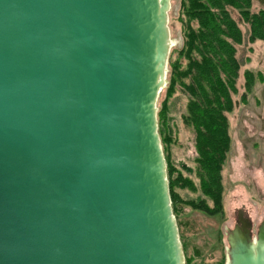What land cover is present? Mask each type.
<instances>
[{"label": "water", "instance_id": "95a60500", "mask_svg": "<svg viewBox=\"0 0 264 264\" xmlns=\"http://www.w3.org/2000/svg\"><path fill=\"white\" fill-rule=\"evenodd\" d=\"M170 0H0V264H183L156 101ZM225 264H264L237 211Z\"/></svg>", "mask_w": 264, "mask_h": 264}, {"label": "rangeland", "instance_id": "374dc122", "mask_svg": "<svg viewBox=\"0 0 264 264\" xmlns=\"http://www.w3.org/2000/svg\"><path fill=\"white\" fill-rule=\"evenodd\" d=\"M260 8H264V0H253V10ZM167 14L171 41L169 54H175L173 51L180 50L183 44L180 0H170ZM237 57L241 73L249 69L260 73V77L256 78L244 98L241 97L244 88L240 85L232 96L234 104L227 113L231 141L221 171L222 200L214 212L205 210L206 203L213 206V202L201 191L194 160L193 131L183 118L186 93L177 85L165 102L162 125L166 142L160 143L166 168V156L174 168L173 190L177 201L173 215L178 227L183 264L185 257L191 258L190 264H225L226 235L233 227L239 209H243L251 220L253 231L260 222H264V42L247 43L238 50ZM180 61L185 63L184 58ZM166 67L169 75L168 60ZM165 90L166 84L159 92L156 114L165 97ZM182 177L187 179L186 182ZM201 199L204 202L193 206Z\"/></svg>", "mask_w": 264, "mask_h": 264}, {"label": "trees", "instance_id": "16d2710c", "mask_svg": "<svg viewBox=\"0 0 264 264\" xmlns=\"http://www.w3.org/2000/svg\"><path fill=\"white\" fill-rule=\"evenodd\" d=\"M180 14L183 44L168 57L169 75L167 72L165 97L157 111V130L161 143H165L164 106L179 85L187 97L183 118L193 131L200 188L204 197L213 202V206L206 203L205 210L214 212L222 200L221 171L231 141L227 113L234 104L232 96L240 85L244 88L241 94L244 98L260 77V73L249 69L241 73L237 53L247 43L264 42V8L253 10V0H180ZM166 161L171 207L175 213L174 168L167 156ZM182 180L187 179L182 177ZM202 202L203 199L193 206ZM190 261V257H185V264Z\"/></svg>", "mask_w": 264, "mask_h": 264}, {"label": "flooded vegetation", "instance_id": "af4514ba", "mask_svg": "<svg viewBox=\"0 0 264 264\" xmlns=\"http://www.w3.org/2000/svg\"><path fill=\"white\" fill-rule=\"evenodd\" d=\"M241 211L243 212V209H241ZM243 214H244V217H248L244 212H243ZM248 218H249V217H248ZM235 222H236V220H235ZM261 223H262V222H260L259 225H260ZM259 225L256 226V230H255V231H253V228L251 229L252 234H255V232L257 231V229H258V227H259Z\"/></svg>", "mask_w": 264, "mask_h": 264}]
</instances>
